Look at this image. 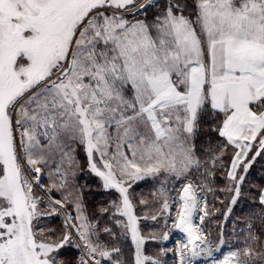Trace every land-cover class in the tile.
Instances as JSON below:
<instances>
[{
    "label": "snow or ice",
    "instance_id": "6c2138e0",
    "mask_svg": "<svg viewBox=\"0 0 264 264\" xmlns=\"http://www.w3.org/2000/svg\"><path fill=\"white\" fill-rule=\"evenodd\" d=\"M78 149L117 193L91 213ZM226 155L235 205L264 158V0H0V264H124L104 239L113 228L130 233L134 264H167L169 252L176 264H264L251 223L223 259L222 225L215 241L204 231L212 213L193 173ZM149 179L175 182L176 196L154 192L160 212L143 219L167 228L175 206L159 238L185 235L153 256L144 245L157 237L142 234L130 194ZM257 196L264 209V188Z\"/></svg>",
    "mask_w": 264,
    "mask_h": 264
},
{
    "label": "rangeland",
    "instance_id": "374dc122",
    "mask_svg": "<svg viewBox=\"0 0 264 264\" xmlns=\"http://www.w3.org/2000/svg\"><path fill=\"white\" fill-rule=\"evenodd\" d=\"M213 141H215L216 137H212ZM78 156L80 159L81 169L78 170V179L75 181L79 185L83 186V193L85 199V206L87 213H91L97 209V206L102 204L104 201H109L115 199L117 193L115 190L106 191L101 188V181L95 177L93 173H91L86 166V160L82 149H78ZM205 157H201L203 161ZM229 164V160L227 155L223 160V166L218 163L214 168L211 165H206L202 167L198 174L193 173V181L199 182L205 188V191L198 192V195L204 197L208 201L209 209L212 213L211 218H206L203 223V228L205 232L211 233V239L215 241L216 235L221 231V228L218 225H222L224 238L226 240L225 245L221 247L219 252H214V257L217 259H223L225 255L229 253V251L238 247L236 241H242L245 236L248 235L244 230V228L248 222L245 220L246 217L250 216L248 210L242 205V207H235V205L231 204V196L232 192L227 189L230 186V181L226 178L227 173V165ZM264 158H257L253 167L249 170L247 179L245 184L243 185L241 199H245L246 201L255 202L258 200L257 192L264 185ZM260 167V169H258ZM207 172L209 175L202 176L201 173ZM225 182V185L222 182ZM187 181H185L186 183ZM42 183L47 185L49 183L47 173L44 174L42 179ZM175 182L166 184L162 189L161 182H157L154 179L145 180L142 182L134 183L132 188L130 189V194L133 200V204L135 206V213L139 219V227L143 235L148 236L150 234H154L157 239L146 241L144 245L145 254L149 256H153L156 252L159 251L160 248L163 249H172L176 247V243L179 240H184L185 235L181 233L179 230H171L169 240L165 241L160 239L161 233L166 230L172 229V223L176 215V207L174 206L171 210V218L167 220V228L164 227L165 220L163 218L158 219L157 221H152L151 219H143V216L147 214H158L160 212V203L159 197L153 195L154 192L164 191V194L169 198L170 203L171 199L176 196V193L171 192V188ZM182 184L176 185L177 191L182 188ZM207 189H211V191H207ZM249 189H253L249 191ZM103 195V197L101 195ZM99 195V196H98ZM85 196H88V199L91 200L89 203L87 202ZM56 198H59L58 196ZM248 198V199H247ZM140 199H146L150 202V205L147 209H145L142 205L139 204ZM239 201V200H238ZM229 207L232 208L231 215L229 219L226 221L224 218V213L227 212ZM260 221L257 222V230L254 232L256 234H260L259 230L262 231L264 228V209L260 208ZM70 211H74L70 209ZM218 211L220 213H218ZM235 213V217L233 215ZM167 215V214H166ZM234 217V218H232ZM107 221V218H105ZM194 222L199 223L198 219L194 218ZM62 223V217L56 218L54 222L49 223L48 219L45 218L42 220V226L47 224L49 227L59 228ZM102 226L112 227L110 223H105ZM113 231L117 233L115 238L109 239L105 237L104 239L111 245L115 246L123 251L128 250L131 259L126 261L122 257V250L118 256H114V259H119L124 262V264H134V255H135V244L131 240L130 233L125 234L122 228H113ZM238 231L242 232V236L238 235ZM244 231V232H243ZM77 256V251L75 249H69L67 252L66 258H75ZM127 256V255H126ZM163 260L167 262V264H176V258L174 255L169 252L168 255L161 257ZM110 264V262H107ZM193 264H211L210 258H207L204 255H201Z\"/></svg>",
    "mask_w": 264,
    "mask_h": 264
},
{
    "label": "trees",
    "instance_id": "16d2710c",
    "mask_svg": "<svg viewBox=\"0 0 264 264\" xmlns=\"http://www.w3.org/2000/svg\"><path fill=\"white\" fill-rule=\"evenodd\" d=\"M206 127V126H205ZM199 144L200 145H204V139H203V137L201 138V140L199 141ZM201 157H204L203 155H201ZM210 165V164H209ZM264 166V165H263ZM258 169H260V167H258ZM195 174H198V172H195ZM224 185H225V182L223 181L222 182ZM264 183V182H263ZM99 195H101V194H99ZM98 195V196H99ZM102 197H103V195H101ZM85 198H86V200L88 199V196H85ZM248 199V198H247ZM239 201L237 202V204H236V208L238 209V207L240 208V207H242V205H244V207L248 210V213H249V215L250 216H248V217H246L245 218V220H247V224L245 225V226H243L244 228H241L242 230H244L246 233H248V229H247V225L249 224V223H251V225H252V229H253V232H255L257 229V222L258 221H260L261 219L259 218V216H260V212H261V210H260V208H261V206H260V204H259V200H257V201H255L254 203L253 202H251V201H249V199H248V201H246L245 199H241V198H239L238 199ZM89 201H91V200H87V202L89 203ZM218 213H220L219 211H218ZM233 215H234V217H235V213H233ZM234 217H232V218H234ZM229 218V217H228ZM229 219H231V218H229ZM228 220V219H227ZM226 220V221H227ZM262 220H264V218H262ZM263 230H264V228H263ZM243 231V232H244ZM259 232H262V225H261V229L259 230ZM237 233H242V232H240V231H238ZM240 236H242V234H239ZM245 236V235H244ZM244 236H242V237H244ZM237 242V246L239 247V246H241L239 243H238V241H236ZM120 250H122V249H120ZM122 257L124 258V260H126V261H128V260H130L131 259V255H130V253H129V251L128 250H126V251H123L122 250ZM127 255V256H126Z\"/></svg>",
    "mask_w": 264,
    "mask_h": 264
},
{
    "label": "crops",
    "instance_id": "0c3cea01",
    "mask_svg": "<svg viewBox=\"0 0 264 264\" xmlns=\"http://www.w3.org/2000/svg\"><path fill=\"white\" fill-rule=\"evenodd\" d=\"M262 188H264V185L262 186ZM262 188H261V189H262ZM258 200H259V199H258Z\"/></svg>",
    "mask_w": 264,
    "mask_h": 264
}]
</instances>
